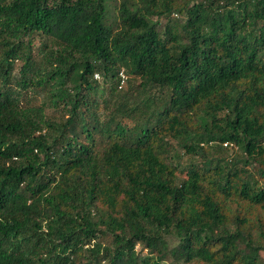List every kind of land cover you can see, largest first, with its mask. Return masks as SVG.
Returning a JSON list of instances; mask_svg holds the SVG:
<instances>
[{
	"label": "trees",
	"instance_id": "1",
	"mask_svg": "<svg viewBox=\"0 0 264 264\" xmlns=\"http://www.w3.org/2000/svg\"><path fill=\"white\" fill-rule=\"evenodd\" d=\"M263 253L264 0H0V264Z\"/></svg>",
	"mask_w": 264,
	"mask_h": 264
},
{
	"label": "built area",
	"instance_id": "2",
	"mask_svg": "<svg viewBox=\"0 0 264 264\" xmlns=\"http://www.w3.org/2000/svg\"><path fill=\"white\" fill-rule=\"evenodd\" d=\"M99 76L96 75V78H98ZM129 80V76L125 73L124 70H121L119 73V85H118V89H123V87L126 85V83Z\"/></svg>",
	"mask_w": 264,
	"mask_h": 264
},
{
	"label": "rangeland",
	"instance_id": "3",
	"mask_svg": "<svg viewBox=\"0 0 264 264\" xmlns=\"http://www.w3.org/2000/svg\"><path fill=\"white\" fill-rule=\"evenodd\" d=\"M134 85H135V87H137V83H135ZM136 91H137V88H135L133 92H136ZM177 156H178V157H177ZM179 158H180V159H179ZM174 161H175V162H177V161H178V162L181 161L183 164L189 162V161H188V157H187L186 155L184 156L183 153H181V151H179V150L175 151ZM263 255H264V253H263Z\"/></svg>",
	"mask_w": 264,
	"mask_h": 264
}]
</instances>
